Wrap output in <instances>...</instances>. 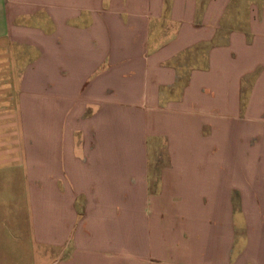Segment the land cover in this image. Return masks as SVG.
Segmentation results:
<instances>
[{
    "label": "crops",
    "instance_id": "1",
    "mask_svg": "<svg viewBox=\"0 0 264 264\" xmlns=\"http://www.w3.org/2000/svg\"><path fill=\"white\" fill-rule=\"evenodd\" d=\"M11 99L47 165L0 264H264V0H0Z\"/></svg>",
    "mask_w": 264,
    "mask_h": 264
},
{
    "label": "rangeland",
    "instance_id": "2",
    "mask_svg": "<svg viewBox=\"0 0 264 264\" xmlns=\"http://www.w3.org/2000/svg\"><path fill=\"white\" fill-rule=\"evenodd\" d=\"M240 8H237L236 13L243 16V3ZM0 115L2 117L0 123V229L29 231L31 230L32 205L31 189H28L30 186L28 166L34 165L37 169L41 166L46 167L47 159L35 155V151L47 149L48 130L46 126H22L13 99L9 100L8 110H1ZM4 115L7 116L5 121ZM33 134L42 135L39 138H43L44 141H27L33 137L31 136ZM157 152L163 155L157 159L161 161L160 165H163L167 160L163 143L159 144ZM23 240L24 243H21L23 255L29 259L31 256L28 264H43L44 261L49 262L50 258L52 260L57 257V254H53L47 247L35 248L30 253L27 248V237Z\"/></svg>",
    "mask_w": 264,
    "mask_h": 264
}]
</instances>
